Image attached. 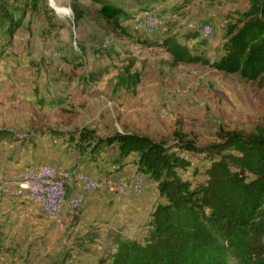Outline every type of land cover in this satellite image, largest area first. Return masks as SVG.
<instances>
[{
  "label": "rangeland",
  "instance_id": "1",
  "mask_svg": "<svg viewBox=\"0 0 264 264\" xmlns=\"http://www.w3.org/2000/svg\"><path fill=\"white\" fill-rule=\"evenodd\" d=\"M106 6L119 10V25L102 15ZM249 6V0H0V131L13 133L0 142V203H7L0 264H100L114 253L118 237L145 232L149 213L162 201L155 181L130 164L136 154L122 164L115 146L83 151L81 133L94 135L92 143L133 133L169 146L182 137L205 147L219 142L220 131L249 133L264 124V88L212 67L223 55L229 24ZM149 17L152 29L140 28ZM207 26L209 37L202 35ZM172 40L198 61L178 62L167 46ZM131 60L139 83L118 89ZM180 153L191 162L183 178L203 181L211 157ZM46 157L54 162L43 163ZM43 167L69 175L55 218L16 189ZM83 174L104 183L96 191L88 188L93 179L83 177L81 205L77 179ZM124 182L143 188L109 191ZM13 223L17 229L2 240L3 224L10 229ZM99 238L102 253L87 248Z\"/></svg>",
  "mask_w": 264,
  "mask_h": 264
},
{
  "label": "trees",
  "instance_id": "2",
  "mask_svg": "<svg viewBox=\"0 0 264 264\" xmlns=\"http://www.w3.org/2000/svg\"><path fill=\"white\" fill-rule=\"evenodd\" d=\"M249 4L229 24L223 55L212 67L264 88V0ZM101 13L119 25V10L106 6ZM193 36L198 37L189 38ZM167 46L178 62L198 61L175 40ZM135 64L131 60L124 67L118 89L131 90L139 83ZM12 134L1 130L0 142ZM218 136L219 142L199 147L182 137L169 146L133 133L94 143V135L80 134L83 151L115 146L122 164L136 154L130 164L155 181L162 199L152 208L140 239L118 237L114 253L100 264H264V124L249 133L220 131ZM181 151L211 157L200 183L181 175L191 167ZM54 264L69 263L64 259Z\"/></svg>",
  "mask_w": 264,
  "mask_h": 264
},
{
  "label": "built area",
  "instance_id": "3",
  "mask_svg": "<svg viewBox=\"0 0 264 264\" xmlns=\"http://www.w3.org/2000/svg\"><path fill=\"white\" fill-rule=\"evenodd\" d=\"M153 27L155 29H158V24H154ZM205 30H208V29H205ZM34 175L44 176V177L46 176L54 177L58 174L52 173L51 171H39L38 173H35ZM29 176L31 175H24L22 178L29 177ZM83 177H91V176H85V174H83V176H80L77 179L80 184V197L76 198V204H81V205L84 202V193L86 189L85 186L82 185ZM22 178L20 179L21 181H22ZM93 181H94V187H96V191L103 190L104 180L93 179ZM133 188H143V183H127V182L120 183V184L113 183V187L109 191L112 193H117V194H126L128 192H133ZM16 189L17 191H23L24 195H26L29 198H31V192H40V199H31V200H38V201H42L44 204H51L50 213L60 216L61 208H64V206L57 205V198H64L66 191H64V196H56V189H62V185H51V189H43V186H22V182H21L19 183L18 188Z\"/></svg>",
  "mask_w": 264,
  "mask_h": 264
},
{
  "label": "bare ground",
  "instance_id": "4",
  "mask_svg": "<svg viewBox=\"0 0 264 264\" xmlns=\"http://www.w3.org/2000/svg\"><path fill=\"white\" fill-rule=\"evenodd\" d=\"M150 16H152V15H150ZM150 19H151V17H149L148 21H145L142 25H140V28H143V29H146V28L152 29L151 28V25H150ZM205 29H208V30H205ZM211 33H212L211 27H209V26L204 27V29L202 31V35L203 36L209 37L211 35ZM50 168H52V167H50ZM34 170L35 169H33V171ZM39 171H51L52 173H55L53 170L49 169V167L40 168ZM39 171L36 170V173H38ZM34 174H33V176L31 175L32 178L29 179L28 186H43V189H51V185H62V189H56V196H64L65 181H66L65 179L69 176V175H66L64 171L62 173H60L59 175H56L54 177L53 176H46V177H44V176H38V175H34ZM88 188L89 189H94L95 188L94 187V182H90ZM31 199H40V192H31ZM33 201H35L41 207V209L45 212V214L47 216H49L51 218L52 217L55 218L57 216V215H54V214H51L50 213V211H51V204H44L42 201H38V200H33ZM64 204H65L64 203V198H57V205H63L64 206ZM62 209L63 208H61V211H62Z\"/></svg>",
  "mask_w": 264,
  "mask_h": 264
},
{
  "label": "crops",
  "instance_id": "5",
  "mask_svg": "<svg viewBox=\"0 0 264 264\" xmlns=\"http://www.w3.org/2000/svg\"><path fill=\"white\" fill-rule=\"evenodd\" d=\"M43 160V163H45V164H50L51 165V163L52 162H54V160H52V159H50L49 157H46V158H44V159H42ZM98 174V173H97ZM98 175H100V174H98ZM101 179H106V180H108L106 177H102V176H99ZM11 188H13V187H11ZM73 188H74V186H73ZM75 189V188H74ZM85 194V193H84ZM16 199V198H15ZM91 201L93 202V204H99V202H100V199H97V197H94L93 199H91ZM16 202H18L17 200H14V203H16ZM4 203H6V202H4ZM13 203V204H14ZM10 205H12L11 203H10ZM7 206V203L6 204H2V203H0V219H6L7 218V216H6V214L7 213H4L5 212V208H7L6 207ZM69 206H67L66 208H65V210H64V212H63V215H62V218H63V221H64V223H66L67 224V222H69L68 220H69V213H67V212H69V208H68ZM14 216V214H10V217L11 216ZM70 216H72L73 217V215L72 214H70ZM149 216H150V213H149ZM149 216H148V218H147V221H148V219H149ZM34 217V216H33ZM117 217V216H116ZM113 220V219H112ZM61 221H62V219H61ZM146 221V222H147ZM2 222H3V220H2ZM104 222L105 223H107L108 222V219H104ZM145 222V223H146ZM14 224H16V223H13L12 224V227L9 229V225L8 226H6V224H3V227H2V230H1V232H2V240L4 239V238H7L9 235H8V233L7 232H15L14 230H16L17 229V227H18V225H15L14 226ZM109 224H111V223H109ZM109 224H103V227H104V229H105V231H107L108 230V228H109ZM2 225V224H1ZM126 225H128V223H126ZM22 226V225H21ZM33 226L34 227H36V226H39V224H37V223H34L33 224ZM73 228V227H72ZM77 228H79V226L77 227ZM134 228V227H133ZM10 230V231H9ZM129 232H131V231H129ZM100 239V240H99ZM99 239H97L96 240V244H93V245H90V246H88L87 248H90V249H94V247H96V248H98V252H100V253H102L100 250H103V246L101 245V243L100 242H102L101 240H102V238H99ZM97 241H99L98 243H97ZM6 242H9V240L7 241L6 240ZM85 262V261H84Z\"/></svg>",
  "mask_w": 264,
  "mask_h": 264
}]
</instances>
